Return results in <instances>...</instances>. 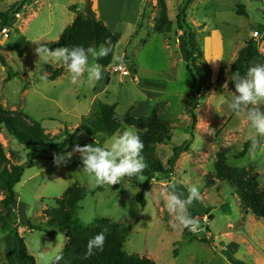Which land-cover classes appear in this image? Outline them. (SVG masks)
Returning a JSON list of instances; mask_svg holds the SVG:
<instances>
[{"label": "rangeland", "instance_id": "rangeland-1", "mask_svg": "<svg viewBox=\"0 0 264 264\" xmlns=\"http://www.w3.org/2000/svg\"><path fill=\"white\" fill-rule=\"evenodd\" d=\"M17 1L0 0V12ZM164 1L169 20L174 24L168 34L154 32L155 19L151 12L143 16L146 8L139 11L134 26L131 20L137 11L133 12L132 0L123 4V8V0H89L88 7L96 18L119 36L111 65L102 73V79L92 84H71L66 70L55 81L42 82L41 75L48 76L62 65L42 63L36 53L38 47L58 40L63 29L74 20L70 5L78 4L73 7L83 12L85 0H31L18 13L19 18L13 15L8 20V37H0V55L6 63V66L0 63V106L8 111H20L39 123L53 144L62 143L54 150L55 157H66L59 164L55 159L46 160L48 157L35 160L15 187L17 201L13 208L18 232L28 254L38 264H49V259L63 250L64 234L47 224L44 211L54 208L55 200L73 184L90 192L80 202L77 212L83 225L109 219L131 226L124 243L127 254L150 259L155 264H264V221L242 210L236 189L229 182L216 180L213 167L216 153L226 149L227 163L256 171L260 189L264 191V140L256 147L251 143L247 154L235 160L243 144L250 141V126L243 115L237 117L228 107L235 93L232 63L246 43L255 41L259 46L264 40V0L191 1L185 14L186 23L196 33L195 44L204 57L205 38H213L219 58L213 56L212 62H220L221 66L217 71L214 65V73L203 72L204 88L190 103L187 95L196 90L199 80L195 81L196 75L192 77L187 70L186 54L176 42L179 31L175 18L183 0ZM158 2L150 0L149 6L157 11ZM237 4L244 5L246 17L237 16ZM254 33L259 38H252ZM203 60L207 63L205 57ZM118 65H123L129 76L113 73ZM7 76L11 77L9 81H5ZM145 84L148 86L143 89ZM97 102L116 104L119 121L128 109L134 111L139 105L144 110L139 117H147L155 110L166 120L172 139L169 144H159L156 152L163 165L172 148L191 139L185 131L189 124L186 104L196 115L190 150L179 156L172 174L155 177L151 191L144 198V207L137 202L138 190L128 179L122 185L93 187L82 172L80 154L68 152L70 143L71 146L93 144L78 127ZM126 127L122 126L119 133ZM109 138L98 134L94 143L103 145ZM0 143L11 164L26 163L24 146L5 130L0 132ZM48 146L43 143L37 147L43 151ZM168 182L175 185L182 199L193 184L199 188L201 198L189 209L202 216L201 223L208 230L204 236L206 242H202L200 231L197 237L185 236L184 229L173 227V218L161 197ZM28 221L41 225L44 232L28 230L25 227ZM3 237L6 235L0 233V264H24L16 241L10 236ZM41 256L49 259L42 260Z\"/></svg>", "mask_w": 264, "mask_h": 264}, {"label": "trees", "instance_id": "trees-1", "mask_svg": "<svg viewBox=\"0 0 264 264\" xmlns=\"http://www.w3.org/2000/svg\"><path fill=\"white\" fill-rule=\"evenodd\" d=\"M31 0H18L13 3L6 11L0 12V30L8 26V20L11 16L18 14L29 4ZM192 0H183L178 7L175 18V24L183 36V50L186 54L185 65L195 81L199 80L197 88L191 94L187 95L189 103L196 96L200 95L204 88L203 72L210 73L207 63L203 60V53L195 44V32L186 23V10ZM90 7V5H88ZM85 11L76 10L70 7L69 11L76 18L72 23L64 28L58 40L45 43L44 46L55 50L59 47H94L98 51L101 45L106 41L111 42L112 51L107 57L100 58L96 62L102 66V70L107 69L113 60L115 46L119 41V36L113 33L109 28L102 24L90 8ZM159 14L154 20L153 30L157 34H168L172 31L173 21L169 20L167 5L164 0L158 2ZM237 16L246 17L244 6L236 5ZM261 42V41H260ZM106 46V45H104ZM126 59V57H124ZM0 63L6 66V63L0 55ZM264 63V55L259 52L258 45L254 42H248L238 52L235 61L232 63V74L239 73L245 76L250 67ZM63 66L55 69L50 75L46 76L47 81H54L64 72ZM11 77L7 76L5 81ZM186 104L185 113L189 117V124L185 131L191 139L184 141L181 145L172 148V154L168 158L166 165L157 157V146L159 144H169L172 139L169 123L164 120L155 110L147 117L135 118L132 116V108L119 121L116 118V105H109L103 102H97L93 111L86 118H82L78 129L84 131L89 138L98 134L111 137L119 133L122 126H131L137 130L141 141L143 142L142 156L148 165L143 172V180L138 177L128 179L138 190L136 195L137 202L144 207L145 196L151 191L153 180L156 176L172 174V168L179 156L190 150L193 139V130L196 125V115ZM5 130L7 134L23 145L27 151V161L23 165H13L6 157L4 148L0 143V233L10 236L18 246V255L24 264H38L36 260L27 252L24 239L18 232L19 223L17 222L14 204L17 201L15 187L20 183L25 169H30L33 162L38 159L52 161L55 159L53 153L61 144H53L52 138L39 123L31 121L20 111H8L0 106V132ZM49 144L46 150L40 151L38 145ZM91 145V144H90ZM251 145V141L243 144V148L238 152L234 159L243 158ZM69 151L74 152L76 146L69 145ZM84 147L87 145H79ZM52 152V155H48ZM214 178L220 182H229L236 189L240 207L245 213H251L255 218L264 221V191L260 189L259 175L253 169L236 168L227 163L226 149H220L216 153L214 162ZM127 179V178H126ZM170 182L166 189L170 188ZM90 192L85 188L73 184L68 187L60 199L55 200V207L44 211V217L47 224L53 229L64 234L65 244L60 255L63 259L60 264H155L147 258H140L136 255L127 254L124 250L125 240L131 230V226H125L109 219H97L90 225H83L77 218L79 204ZM189 212L193 217L198 214L191 209ZM199 217L203 241L205 234L208 233L207 226L202 225V216ZM212 217L209 219L211 220ZM25 227L30 231L44 232L41 225H33L27 222ZM106 230V241L103 251L95 252L92 256H86L88 241ZM185 236L197 237L196 234L183 230Z\"/></svg>", "mask_w": 264, "mask_h": 264}, {"label": "clouds", "instance_id": "clouds-1", "mask_svg": "<svg viewBox=\"0 0 264 264\" xmlns=\"http://www.w3.org/2000/svg\"><path fill=\"white\" fill-rule=\"evenodd\" d=\"M104 45L98 51L94 47L73 46L50 50L47 46H40L36 53L42 63L59 62L67 71L71 84H92L102 79V66L96 61L107 57L112 51L110 41H106ZM46 75H41L44 83H47ZM233 82L235 93L228 107L237 117L243 115L246 118L250 126L248 139L256 147L264 140V63L250 67L245 76L235 73ZM143 147L135 128L128 126L121 133L111 136L103 145H77L73 151L80 154L82 172L87 175L89 183L93 187H102L122 185L126 183V178L138 177L143 180V172L148 166L142 156ZM70 156L71 153H68L67 157ZM65 159L62 155L55 157L58 164ZM181 195L175 191V185L165 189L161 193L164 207L173 218L174 228L197 233L201 226L198 219L191 215L189 208L194 201L200 200V190L193 184L188 188L186 198L182 199ZM105 233L106 230L101 231L88 241L86 256L103 251ZM41 259L49 258L41 256ZM62 259L63 256L57 254L49 259V264H60Z\"/></svg>", "mask_w": 264, "mask_h": 264}, {"label": "crops", "instance_id": "crops-1", "mask_svg": "<svg viewBox=\"0 0 264 264\" xmlns=\"http://www.w3.org/2000/svg\"><path fill=\"white\" fill-rule=\"evenodd\" d=\"M133 1V5H135V8L133 9V12L135 11V9H136V11H137V13H136V17L133 19V20H131V22L133 23V25L134 26H136L137 25V22H138V13H139V11H141L142 10V8H146V12L144 11V13H143V16H144V14L146 15V13L148 12H151L150 14H151V17L153 18V20L154 19H156L157 18V16H158V14H159V11L157 10H155V8L154 7H150L149 6V2H150V0H132ZM261 1V0H260ZM128 2V0H123V3H122V8H123V4H125V3H127ZM257 2V1H256ZM255 2V3H256ZM262 3V2H261ZM74 5H78V4H72V5H70L71 7L72 6H74ZM146 7H145V6ZM238 5V4H237ZM69 6V7H70ZM144 6V7H143ZM244 6V5H243ZM236 7V6H235ZM244 10H245V7H244ZM245 13H246V11H245ZM247 15V14H246ZM147 16V15H146ZM152 20V21H153ZM72 23V22H71ZM70 23V24H71ZM69 24V25H70ZM64 30V29H63ZM172 30H173V28H172ZM253 38V37H252ZM258 38H259V36H258ZM206 40H205V52L207 53L206 55H204V57L207 59V64H208V67H209V69H210V71H211V73L214 71V69H213V67H214V65L216 66V69H217V71H219V69H220V66H221V64H220V62H217V63H214V62H212V59H213V56H215V57H217V58H219V56L217 55V50H215L214 51V49L215 48H217L218 49V46H215V48H214V39L213 38H210V37H206L205 38ZM253 41V40H252ZM176 42H177V44L180 46V47H183V44H184V41H183V37H182V34H181V32H178V36L176 37ZM253 42H255V41H253ZM259 47V46H258ZM263 49H264V47H263ZM183 51V50H182ZM108 69V68H107ZM107 69H105V70H103L102 71V73L103 72H106V70ZM65 71V70H64ZM133 72H134V75H136V71L135 70H133ZM64 73V72H63ZM214 73V72H213ZM109 74V73H108ZM63 75V74H62ZM62 75L60 76V77H62ZM58 79V78H57ZM55 81V80H54ZM109 83V82H108ZM139 84V83H138ZM148 85H146L145 84V86H143V89H146V87H147ZM138 87V86H137ZM103 91V90H102ZM93 93L95 94V92H94V90H93ZM94 94H93V97H96L97 96V94H95V96H94ZM102 95V94H101ZM116 105V104H115ZM143 105H145V103H143ZM144 113V110H142V106H137V108L134 110V111H132V116H134L135 118H138L140 115H142ZM91 140L93 141V144H95L94 142H96L95 141V136L94 137H92L91 138ZM86 145H90V143H88V144H86ZM97 145V144H96ZM7 237V236H6ZM6 237H3L2 239H5Z\"/></svg>", "mask_w": 264, "mask_h": 264}, {"label": "built area", "instance_id": "built-area-1", "mask_svg": "<svg viewBox=\"0 0 264 264\" xmlns=\"http://www.w3.org/2000/svg\"><path fill=\"white\" fill-rule=\"evenodd\" d=\"M15 18H19L20 15L19 14H15L14 15ZM8 34H9V28L7 26L3 27L1 30H0V37L2 38H7L8 37ZM253 38H258V35L256 33H254L252 35ZM113 73H119L121 74L122 76L124 77H127L129 76V72L125 69V67L123 65H118L117 67H114L113 69ZM201 232V230H200ZM192 233V232H191ZM194 234H197V233H194Z\"/></svg>", "mask_w": 264, "mask_h": 264}, {"label": "water", "instance_id": "water-1", "mask_svg": "<svg viewBox=\"0 0 264 264\" xmlns=\"http://www.w3.org/2000/svg\"><path fill=\"white\" fill-rule=\"evenodd\" d=\"M86 1V9L88 8V5H89V0H85ZM76 18V16L74 15V19ZM264 40L260 43L258 49H259V52L264 55Z\"/></svg>", "mask_w": 264, "mask_h": 264}]
</instances>
